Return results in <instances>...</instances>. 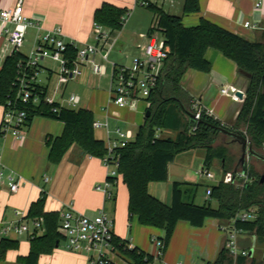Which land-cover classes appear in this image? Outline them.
<instances>
[{
	"label": "crops",
	"instance_id": "obj_1",
	"mask_svg": "<svg viewBox=\"0 0 264 264\" xmlns=\"http://www.w3.org/2000/svg\"><path fill=\"white\" fill-rule=\"evenodd\" d=\"M18 1L0 0V8L14 7ZM184 1L174 0L170 3L167 0H23V6L25 15L36 19L43 30L61 27L67 41H75L80 45L97 44L94 36V14L104 3L129 8L131 14L126 18L121 31L111 33L108 29L106 30L116 40L113 49L118 44L122 47L133 46L140 56L142 48L148 43L147 36L150 35L148 32L153 23L154 14L149 11L152 15L150 18V15L148 17L146 13L137 10L139 3L142 8L146 7L142 6V3H155L169 14L182 16L185 27L198 26L200 21L205 19L248 41L264 42V5L256 9V0H199L200 12L183 15ZM173 10L175 12L170 13ZM246 22H249L252 28H245ZM32 30L34 37L36 31ZM4 47V40H0V68L6 59L3 53ZM206 58L211 63V72L202 73L189 70L183 78V86L204 109L211 111L215 119L225 125H234L243 101L234 102L230 97L222 95L221 89L231 85L246 91L249 85V75L239 70L233 61L215 49H209L206 52ZM95 59L97 62L100 61V56L97 55ZM46 61L49 60L41 63L42 67L47 69L41 76L46 75L48 77L46 79L51 81L55 71L50 69L51 66ZM53 65L57 67L56 64ZM85 70L87 72L84 75ZM110 74L111 71L110 73L108 71L106 75H95L89 66L84 68L81 77L73 83L79 85L83 83L91 88L98 84L100 88L93 90L89 98L83 99L79 95L81 104L83 103L80 108L92 112L94 122L108 124L109 134L104 127L94 129L96 139L106 144L108 135L114 140L116 139L115 131L120 129L124 132L130 131L131 141H134L140 127L145 123L149 107L146 106L143 109L140 102H133L124 108L115 105L111 100L113 86ZM41 85L47 88L48 95L52 94L54 87L50 88V85L42 82ZM69 85L63 88L65 97ZM57 98L58 102H61L62 97ZM64 128L65 125L61 121L35 116L31 123L25 126L21 139L11 134H0V168L5 176L13 173L21 177L20 187L16 193L10 192L7 180L0 186V241L10 239L19 242V248L7 252L5 260L0 261V264H21L18 258L29 254L30 238H32L29 233L18 236L14 233L5 235L3 231L8 226L28 223L35 219L28 218V213L32 204L43 195H45L44 212L58 213L60 223L62 215L69 210L90 217L104 211L114 221L115 237L150 254L155 264L215 263L225 246L226 235L223 227L226 224L213 218L207 219L203 227H193L187 221H179L162 258L158 259L157 248L154 246L153 249L149 241L153 243L154 238H162L164 232L158 228L141 225L137 217L129 222V194L122 180L113 183L110 198L104 193L95 191V186L108 178V171L102 159L88 156L79 147L74 146L59 165L49 162L50 149L46 145V138L60 137ZM99 134L102 136H98ZM177 134L176 130H162L158 132V137L175 138ZM216 144L228 148L229 155L235 161V166L240 163L241 145L239 143L221 134L217 137ZM204 161L205 152L203 150H193L179 155L169 164L168 179L162 183H152L150 192L170 206L174 183L185 184L186 192L192 187L198 188L205 183L203 182L205 177L200 174ZM212 166H217L222 171L220 161L215 160ZM220 181L221 178L216 184ZM216 184H210L207 187L211 188ZM208 202L216 201L209 200ZM108 204H110L109 209L113 216L108 214ZM17 212H20L21 216L17 215ZM23 236L27 238V241H20V237ZM61 242H65L63 236ZM61 242L57 243V247ZM87 259L88 255L83 250L57 249L52 257H41L39 264H85Z\"/></svg>",
	"mask_w": 264,
	"mask_h": 264
},
{
	"label": "trees",
	"instance_id": "obj_2",
	"mask_svg": "<svg viewBox=\"0 0 264 264\" xmlns=\"http://www.w3.org/2000/svg\"><path fill=\"white\" fill-rule=\"evenodd\" d=\"M153 14L155 24L151 33H161L165 45L169 48L158 86L151 93L147 102L150 116L140 127L136 138L123 148L116 149L113 157L118 161L119 179L108 177L116 183L122 180L129 194L128 220L137 217L143 226L163 230L159 240L163 243V252L167 248L177 223L187 221L193 227H203L207 219L213 218L230 223L240 211L257 209L255 221L236 223L238 229L254 235L261 246H264V183H260V175L251 164L246 165V173L251 183L236 177L230 183L218 182L211 187V200L217 202L213 208L210 202L198 206L194 202H185V184L174 183L172 203L166 205L150 192L152 183H162L168 179V167L179 155L193 150L205 152L204 166L210 169L218 160L222 163V173L239 172L241 164L235 166L234 159L224 145H217V137L221 135L218 128L239 131L248 138L256 151L264 154V42H251L241 36L224 29L208 20L202 19L198 26L185 27L183 17L167 13L162 7L149 2L146 6ZM131 9L120 8L104 3L95 11L94 24L108 29L111 33L122 30ZM200 12L199 0H185L183 15ZM215 49L233 61L239 70L249 75V85L241 111L234 125L222 126L219 120L206 114L203 110L201 119H194L192 100L183 86V78L189 70L210 73L211 63L206 52ZM23 53H14L6 57L0 68V106L12 95L13 83L19 69L18 64L25 60ZM41 91V92H40ZM47 88L38 87L42 103L31 105L28 109L27 124L35 116H43L64 123V132L60 137L46 138L49 147L48 160L59 165L66 154L74 146L79 147L86 155L102 159L107 154L104 141L98 140L94 134V115L79 108L69 109L60 104L48 106L44 104ZM53 108H58L54 113ZM162 130H176L175 138L158 137ZM257 160V159H256ZM45 195L33 203L28 218L43 217L45 232L30 238V251L25 257L18 258L21 264H38L41 255L51 254L57 243L62 240L58 232L60 218L58 213H45L43 208ZM115 246L129 259L130 264H155L154 258L139 248L126 249V242L118 237ZM19 242L10 239L0 241V261L5 260L7 252L17 250ZM246 257L235 260L225 247L214 264H246Z\"/></svg>",
	"mask_w": 264,
	"mask_h": 264
},
{
	"label": "built area",
	"instance_id": "obj_3",
	"mask_svg": "<svg viewBox=\"0 0 264 264\" xmlns=\"http://www.w3.org/2000/svg\"><path fill=\"white\" fill-rule=\"evenodd\" d=\"M167 1L173 3L174 0ZM147 5L148 3H142V6ZM263 5L264 0H256V9L262 8ZM244 27L252 28L249 22H246ZM30 29L36 31L34 44L30 53L25 55L26 59L18 64L19 72L13 83V96L8 99L6 105L0 106V134H11L17 139L23 137L30 106H38L42 103L38 87L45 88L41 85L40 76L47 71L42 67V61L49 60L57 65V83L51 95H48L46 91L43 99L44 104L48 106L60 104L61 107L79 109L81 97L75 93L65 97L63 88L78 80L86 66H89L95 75H106L109 71L106 63L109 62V54L116 43L108 30L96 24H94L96 45H80L75 41H67L61 27L45 31L36 19L27 17L24 13L23 0H19L14 7L0 8V40L5 42L3 50L5 58L14 53H22ZM147 38L148 43L142 48L141 57L134 58L131 66L111 64L110 76L113 86L111 100L120 108L127 107L133 102H147L153 90L158 86L164 63L169 55V48L165 45L163 38L158 37L157 32L151 33ZM97 55L100 56L98 62L95 59ZM238 93H243V98H240ZM221 94L238 102L245 99V93L231 85L224 86L221 89ZM58 96L62 97L61 102H58ZM192 110L194 119L199 121L203 110L206 109L194 98ZM52 111L57 113L58 108H53ZM206 114L215 119L211 111L206 110ZM222 126L225 124L222 123ZM102 127L106 128L107 134H109L107 123H93L94 129ZM115 134L116 139L114 140L110 139L109 135L107 137V154L102 158V161L107 168L108 177L119 179V164L113 157V152L129 144L132 134L130 131L124 132L120 129H117ZM200 174L207 179L214 178L208 169H202ZM236 177L242 179L244 184L252 182L247 173H242L241 169ZM6 180L10 192L16 193L20 187L21 177L13 173L5 176L4 171L0 168V186ZM232 181L233 174H225L224 183ZM112 186L113 183L106 179L103 183L95 186V191L104 193L110 198ZM211 194V188L208 187L207 197L210 198ZM16 214L21 216L20 212ZM257 217L258 212L255 208L240 211L230 223L223 227L226 235L224 247L235 260L239 257L237 236L244 232L236 227V223L252 222ZM58 231L64 237L68 250H83L87 253L88 259L85 264H130L126 256L114 244V221L104 211L90 217L69 210L62 215ZM44 232L43 217L32 219L28 223L8 226L3 231L5 235L14 233L20 236L29 233L31 237L42 235ZM153 243L157 248V258L161 259L163 243L156 238L153 239ZM132 248L134 247L127 242L126 249L131 250ZM248 253L243 251L242 256L247 257Z\"/></svg>",
	"mask_w": 264,
	"mask_h": 264
},
{
	"label": "rangeland",
	"instance_id": "obj_4",
	"mask_svg": "<svg viewBox=\"0 0 264 264\" xmlns=\"http://www.w3.org/2000/svg\"><path fill=\"white\" fill-rule=\"evenodd\" d=\"M137 8H138L137 10H139L142 13H146L148 15V17H149V15H150L149 11L150 10L147 7L142 8L140 6V3H139V6ZM174 12L175 11L173 10L170 13H174ZM130 14H131V12H130ZM137 14H138V12H137ZM151 17H152V15H150V18ZM152 21H153V23H152L151 27L155 24V19H153ZM149 30H150V28H149ZM158 37L160 39L163 38L161 33H158ZM34 38H35V36L33 37V30L30 29L28 31V34H27V37H26L25 46L22 49V53H24L25 55H28L30 53V50H31V48H32V46L34 44V41H35V40H33ZM136 57H141V56H140L139 52L137 51V49H135L133 46L122 47L121 45L118 44L115 47V49H113L110 52V54H109V62L106 63L107 67H108V70H109V73H110L111 68H112L111 67L112 63H116L118 65L131 66L133 59L136 58ZM46 62H48L49 66H51L50 69H53L55 71V73L53 74V77H52L51 81L47 80L48 77H46V75H42L40 77V79H41V82L43 84L50 85V88H53L54 86H56V83H57V67H55V65H53L54 63L52 64V62H50V61H46ZM86 72H87V70H85L84 75H85ZM98 88H100V86H98V84L95 85L94 88H91V87H87L83 83L79 85V84H77L75 82L74 83L72 82V83H70V85L68 87L67 95H69L71 93H75V94L80 95L83 99H85V98H89V96L93 93V90L98 89ZM233 101L234 102H238V101H235V100H233ZM139 102L143 105V109H145L146 106L149 107L148 102H146V101H139ZM81 106H83V103L80 105V107ZM98 136L101 137L102 135L99 134ZM251 164L255 167V169H256V171L258 172L259 175H264V162H261L259 160H254V158H252ZM202 169H206V167L203 166ZM211 172L214 175L213 179L204 178L203 179V182H205L204 184H202L198 188L192 187L191 189H188V191L186 192V194L184 196V201L185 202H188V203L195 202L197 205H205L209 200H211L206 195V190L208 188L207 186H210V184H216L217 180L220 179L221 176H222V171L217 166H212L211 167ZM211 204H212L213 208H217L218 207L217 202H211ZM109 206H110V204H108V206H107L108 214L110 216H113L111 211H110V209H109ZM20 241L21 242L27 241V238L25 236L20 237ZM149 243L152 246V248L154 249L155 244L152 243L151 240L149 241ZM255 243H256V238L251 233L244 231V232L238 234V236H237V246H238V250H239L238 251L239 252V256L243 257L242 256V252L243 251H247V252L250 253L251 250H255L256 254H259V253L263 254L264 246H261L260 242H258V244L256 243L257 246L255 247V245H254ZM57 249H65L66 251H73V250H68L66 248L65 242H61L60 246L57 247L55 250H57ZM55 250L51 254L41 255V257H43V256L44 257H50V256L52 257L55 254ZM151 250L152 249H150V251ZM121 256L123 257V255H121ZM119 262L121 263V260H119ZM38 264H39V262H38Z\"/></svg>",
	"mask_w": 264,
	"mask_h": 264
},
{
	"label": "water",
	"instance_id": "obj_5",
	"mask_svg": "<svg viewBox=\"0 0 264 264\" xmlns=\"http://www.w3.org/2000/svg\"><path fill=\"white\" fill-rule=\"evenodd\" d=\"M242 91L246 95V91H244V90H242ZM238 96L240 98H243V93H238ZM149 116H150V111H147L146 117H149ZM218 132L227 136V137L232 138L233 141H235L241 145L240 164H241V172L242 173H246V165L248 164V160H251L252 158H254V159H257L259 161L264 162V154L256 151L253 147L252 142L248 138H246L244 136V134H242L241 132L229 131V130L222 128V127L218 128ZM236 176H237V171H235L233 173V180L236 178ZM224 177H225V174H222L221 182H224ZM260 183H264V175L261 176ZM249 255L250 256L253 255V250H251Z\"/></svg>",
	"mask_w": 264,
	"mask_h": 264
},
{
	"label": "flooded vegetation",
	"instance_id": "obj_6",
	"mask_svg": "<svg viewBox=\"0 0 264 264\" xmlns=\"http://www.w3.org/2000/svg\"><path fill=\"white\" fill-rule=\"evenodd\" d=\"M252 160V159H251ZM251 160L248 161V164L251 162ZM261 176L263 175H260V179H261ZM254 236V235H253ZM255 237V236H254ZM256 238V237H255ZM256 243L258 244V240L256 238ZM254 244L255 247L257 246V244ZM250 253H248V256L246 257L247 258V262L246 264H264V251H263V254L262 253H259V254H256L255 250H253V255L250 256L249 255Z\"/></svg>",
	"mask_w": 264,
	"mask_h": 264
}]
</instances>
